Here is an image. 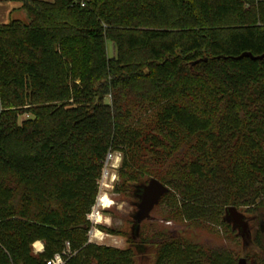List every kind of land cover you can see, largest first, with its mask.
Returning a JSON list of instances; mask_svg holds the SVG:
<instances>
[{
    "label": "trees",
    "instance_id": "16d2710c",
    "mask_svg": "<svg viewBox=\"0 0 264 264\" xmlns=\"http://www.w3.org/2000/svg\"><path fill=\"white\" fill-rule=\"evenodd\" d=\"M17 1L26 22L0 25V264H135L148 248L153 264L238 263L163 230L136 251L91 244L108 152L128 192L158 180L185 222L256 214L244 257L264 264V60L236 59L264 55V0Z\"/></svg>",
    "mask_w": 264,
    "mask_h": 264
},
{
    "label": "rangeland",
    "instance_id": "374dc122",
    "mask_svg": "<svg viewBox=\"0 0 264 264\" xmlns=\"http://www.w3.org/2000/svg\"><path fill=\"white\" fill-rule=\"evenodd\" d=\"M20 11V15H24L25 17V13L22 10ZM12 20H19L17 13L13 14L8 23ZM26 20L27 18L24 22ZM111 46L108 44V54L112 53ZM28 118L31 117L29 115H23L19 118V122ZM120 156L121 160L117 166L112 167L109 164L103 168L95 206L98 203V198L100 199L102 197L107 199L109 205H111L107 208H102L100 204L98 205V211L100 212L102 220L100 223H96V221L89 222L91 228L87 233V238L91 244L115 249H124L131 244L132 249L136 251L137 249L135 247L138 243V235L133 236L132 234V216L137 211L136 205L139 203V199L135 197V189L137 186L131 192L127 191V185H132L133 187L135 185L129 181L126 183V176L120 172L122 155ZM112 177L113 181H111ZM142 181L144 182V179ZM148 181L141 185L146 184ZM220 193L221 188L214 183L210 185L206 184L199 195L201 200L211 203L216 200V197ZM179 197L177 195L176 200H174L170 196L163 201H159L158 205L150 213L151 219L141 223L139 228L141 237L148 235L150 231L160 230L166 233L185 234L190 241L203 247L205 251L231 256L237 261L244 259V264H248L244 255L248 251V255H252V250L245 245L251 242L252 235L256 228H258V217L256 214L249 212L245 207L236 208L239 213L245 216L248 222V238H244L226 218L225 209L217 222L211 221L210 215L194 223L183 221L177 214ZM262 225L264 227V219H262ZM132 238L134 240H131ZM37 248L33 245V251L35 253H38ZM135 264H153V249L148 248L144 250V256L141 259H136Z\"/></svg>",
    "mask_w": 264,
    "mask_h": 264
},
{
    "label": "water",
    "instance_id": "95a60500",
    "mask_svg": "<svg viewBox=\"0 0 264 264\" xmlns=\"http://www.w3.org/2000/svg\"><path fill=\"white\" fill-rule=\"evenodd\" d=\"M250 58L252 60H264V55L253 57L249 53H243L236 59ZM168 188L160 183L156 179H149L146 184L139 185L135 189V197L139 199V203L136 205L137 211L132 216L133 226L132 234L137 236L139 228L142 222L151 219L150 213L155 206L158 205L161 198L168 193ZM226 218L232 223L233 227L236 228L239 233L244 237L248 238V222L245 216L237 211L234 207H227L225 209ZM245 260H238L237 264H244Z\"/></svg>",
    "mask_w": 264,
    "mask_h": 264
},
{
    "label": "built area",
    "instance_id": "2783aa9c",
    "mask_svg": "<svg viewBox=\"0 0 264 264\" xmlns=\"http://www.w3.org/2000/svg\"><path fill=\"white\" fill-rule=\"evenodd\" d=\"M72 1L79 3L81 7H83L84 4H85V0H72ZM120 158H121V156H120L119 153L116 154V153L108 152L106 154V157H105V160H104L103 168L107 167L109 164L112 167L117 166L118 163L121 160ZM102 172H103V170H102ZM101 176H102V174H101ZM111 181H113V177L111 178ZM99 201H100V199L98 198L97 205L93 206V208L91 209V212L87 216V220L90 223L93 222V221L95 222L97 217L100 216V212L98 211V205L100 204ZM46 264H63V260H62L61 256L55 255L54 258L52 260L48 261Z\"/></svg>",
    "mask_w": 264,
    "mask_h": 264
},
{
    "label": "crops",
    "instance_id": "0c3cea01",
    "mask_svg": "<svg viewBox=\"0 0 264 264\" xmlns=\"http://www.w3.org/2000/svg\"><path fill=\"white\" fill-rule=\"evenodd\" d=\"M38 1L52 2V0H38ZM20 7H21V3L17 0H0V25L7 24L9 19H11V17L15 13L18 14L19 20H24L25 19L24 15H20L21 12ZM110 49L112 50V46L110 47ZM109 55L112 56V53ZM38 252H41V250Z\"/></svg>",
    "mask_w": 264,
    "mask_h": 264
},
{
    "label": "bare ground",
    "instance_id": "6f19581e",
    "mask_svg": "<svg viewBox=\"0 0 264 264\" xmlns=\"http://www.w3.org/2000/svg\"><path fill=\"white\" fill-rule=\"evenodd\" d=\"M99 203H100V206H101L102 208H107V207H109V206L111 205V204L109 205L108 200L105 199L104 197L100 198ZM101 220H102L101 216H98L97 219H96V223H100ZM34 246L38 247V248H37V251H40V246H41L40 243H35Z\"/></svg>",
    "mask_w": 264,
    "mask_h": 264
},
{
    "label": "clouds",
    "instance_id": "9594fccd",
    "mask_svg": "<svg viewBox=\"0 0 264 264\" xmlns=\"http://www.w3.org/2000/svg\"><path fill=\"white\" fill-rule=\"evenodd\" d=\"M37 243H39V242H37ZM40 250L43 251V246L42 245L40 246Z\"/></svg>",
    "mask_w": 264,
    "mask_h": 264
}]
</instances>
